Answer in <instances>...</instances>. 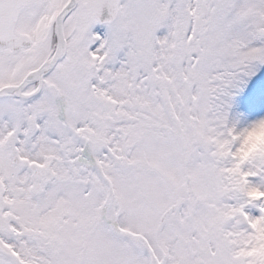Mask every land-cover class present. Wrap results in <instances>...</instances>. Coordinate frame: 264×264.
Listing matches in <instances>:
<instances>
[{"label":"snow or ice","instance_id":"6c2138e0","mask_svg":"<svg viewBox=\"0 0 264 264\" xmlns=\"http://www.w3.org/2000/svg\"><path fill=\"white\" fill-rule=\"evenodd\" d=\"M262 67L264 0H0V264H264Z\"/></svg>","mask_w":264,"mask_h":264},{"label":"clouds","instance_id":"9594fccd","mask_svg":"<svg viewBox=\"0 0 264 264\" xmlns=\"http://www.w3.org/2000/svg\"><path fill=\"white\" fill-rule=\"evenodd\" d=\"M264 147V130H257L250 138L248 143V151L258 150ZM258 195L259 193H254Z\"/></svg>","mask_w":264,"mask_h":264},{"label":"rangeland","instance_id":"374dc122","mask_svg":"<svg viewBox=\"0 0 264 264\" xmlns=\"http://www.w3.org/2000/svg\"><path fill=\"white\" fill-rule=\"evenodd\" d=\"M94 31H100L103 32L104 31V26L103 25H95L94 26ZM162 34V33H161ZM260 72H264V67L261 68ZM260 72L257 73V75H260ZM241 110H243V106H241ZM255 195V194H254ZM258 214V213H257Z\"/></svg>","mask_w":264,"mask_h":264}]
</instances>
